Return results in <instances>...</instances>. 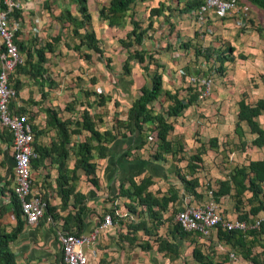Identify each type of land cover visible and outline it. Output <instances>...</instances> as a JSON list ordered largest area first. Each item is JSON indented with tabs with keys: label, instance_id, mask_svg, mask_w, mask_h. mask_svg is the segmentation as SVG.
<instances>
[{
	"label": "crops",
	"instance_id": "0c3cea01",
	"mask_svg": "<svg viewBox=\"0 0 264 264\" xmlns=\"http://www.w3.org/2000/svg\"><path fill=\"white\" fill-rule=\"evenodd\" d=\"M145 1L146 4H149L146 9L147 16L150 8L158 7L160 3L165 7L160 16L151 19L153 23L152 31L147 34L148 36H151V34H159V36L161 35L160 33L166 34L164 39L166 46L167 44L171 46L170 41H175V39L181 40L185 34H190L188 30L191 32L194 30L192 33L193 37L198 35L197 33H200V37L204 40L212 34L211 26H217L218 23L223 24L225 23L223 21L224 19H229L228 17L222 18L211 14L207 16L206 24L200 25L197 22L196 11L190 13L182 12L186 1L195 2L197 0H180L179 2L176 0H140V3L144 4ZM16 2L18 8L13 11L11 17L19 24V28L15 33L14 40L17 44H22L30 50L32 53V63L37 62L35 55V51L37 50L42 51L44 62L40 64L42 71L35 78L23 73H12L13 79L11 81L9 80L10 86L13 88L12 85L16 80L21 83V86L11 108L13 111H23L28 116L33 126L32 128L37 131L33 145L47 150L52 149L53 152L49 156L41 158L39 171L31 168L32 192L38 195L43 201H46L50 210L49 214L45 211L43 218L36 225L25 224L17 240L9 246L15 255L16 264H62L58 241L59 233H90L101 224L106 215L112 217V225L98 235L94 246L84 249L90 264H199L194 258V254L197 251H200L203 255L214 256L218 262L228 258V262L231 264H237L236 261L239 262L240 260L244 264H252L249 261H245L239 254L236 256L232 254V251H236L237 249L234 248L236 245L232 246L230 242L219 239L217 228L212 229L207 238L189 233L185 234L186 232H175L173 230L176 223L175 215L177 211L187 207H204L210 200L215 203L224 220L240 221L244 217H247V222L242 221L248 226L246 231L250 232L259 229L260 224L258 226L255 224L264 219V183L261 185L262 194L259 195V202L255 200L251 201V193L249 191H245L242 196H238L231 184L233 170L236 167L246 166L251 160L264 159V156H252L253 153L264 150V147L257 148L249 144V146L242 145L240 139L235 135L234 128L237 122L238 102L240 100L237 102L236 113L232 118L233 127L231 132L232 135L234 134L236 136L238 145H236V151H226L235 160V163H230L227 173L218 182L215 181L212 186L209 185L204 191L200 189L202 185L197 177L194 178H197L199 185L195 189L194 195L184 190L183 184L178 177L179 187H173L171 185L167 188L159 182V179H162L163 176H161L162 169L158 163L164 162H154L153 160L149 162L150 160H147L144 156H133V151L128 157L124 156L132 141V137H129L130 135L127 136L129 137L127 140L118 141L120 145L116 146L118 149L112 155H109L108 158L98 160L99 167L97 166L98 170H96L98 178L94 177L99 182L97 183V187H94L91 183L85 184L82 181L83 178L77 181L70 174L71 170L73 171L75 168L76 159L72 154L70 155L69 147L74 143L83 142L89 136V133L85 130H81L79 133L76 132L78 128L75 127V123L81 121V115H78V110L86 108L85 106L89 103L90 106L92 105L95 108V113L98 114L97 118L100 117L103 120L102 126L99 129L101 131H111L110 129L104 128L105 120L111 119V115H105L107 114L106 110H109L108 104L110 98L104 96L98 88L94 89L98 85L96 79H92L89 82L90 87L86 89L79 87L78 83H73L77 81V77L74 79L73 76L79 74V61L81 63H87L93 60L95 55L83 46V52L89 56H87V60L84 58L82 61L77 55V52L73 51V45L76 44V41L73 40L71 34L72 26H70L63 15L65 12H69L74 18H79L76 5L71 0H16ZM88 8L91 14V23L95 31L99 23V11L98 9L91 10L89 0ZM143 8L145 9V7ZM215 20L221 22L215 24L210 23ZM236 20H234L235 23ZM103 22V27L106 28L103 31L109 32L111 28L107 26L105 21ZM177 25H179V30L174 29ZM158 26H162L163 28L159 30ZM224 26L232 25L229 23ZM173 34L174 37L172 38ZM188 42L190 41H187L185 44L180 42L179 49L188 51L194 59V57L196 58V46ZM212 46V48L207 47L206 49L213 50L214 52L215 49L213 48L216 46ZM190 50L193 52H190ZM22 55L26 59L24 53ZM32 68H34L32 69L34 73L36 67L34 66ZM181 71H179V74ZM66 73L65 78H62ZM132 75L131 69L128 76L131 78V83L133 84ZM165 89L171 93L174 92L170 88ZM91 92L97 93V95H103L107 98V101L101 106H96L97 96ZM87 93H90L89 98L86 96ZM204 103V100L198 99L197 102H194L185 111L190 112V108H199ZM46 109L54 111L59 121H65L70 124L71 143L66 146L68 154L64 162V170L71 177L70 183L72 182V185L70 184V186L73 193L78 192L85 198L83 200L85 201V210L80 219L75 218L79 205H74L73 195L70 196L67 204L61 207V200L58 196L59 188L56 182L59 173V164L61 163L57 151H60L56 146L58 144L56 131L46 125L47 118L44 112ZM193 116L180 115L174 119V123H172L174 129L168 135V140L172 141L175 146L179 144L177 143V139L175 142L172 140V136L177 134L178 140L182 138V134L180 133L183 132L180 131L181 125L187 120L194 119ZM259 118L264 119V115H261ZM125 119L126 115H124L123 120ZM221 121L222 117H220L219 122L221 123ZM261 125H264V123ZM214 126L213 138L218 135L220 130V126ZM114 131H116L115 128ZM1 133L10 136L4 129H0ZM228 134L230 135V132ZM248 136L250 137V141L255 137L250 134ZM244 140L247 141V138L242 139V141ZM72 142L74 143L72 144ZM247 143L249 142L247 141ZM10 146L11 136L8 141H3L0 138L1 233H10L15 227V217L10 206L14 172ZM142 149L140 150L141 152ZM121 155L122 157L118 160ZM202 158L196 165H204ZM187 165L188 162L185 166ZM138 168H145V171L141 176L135 178V183L139 184L143 177L151 175L152 184L148 187L147 191L155 198L160 199L161 197H165L170 200L166 201L165 209L162 208L161 201L159 204L153 206L159 223L156 219L148 216L145 206L137 204L135 199L126 198L120 194V188L126 177ZM159 169L160 173H157L156 171ZM225 182L229 183L228 191L216 199L214 196L215 192L220 188L219 185ZM123 188H129V184L125 183ZM259 204L261 205L259 208L260 211L256 216H253L251 212L256 210ZM128 207H131V209ZM257 239L258 242H256ZM263 246L264 235L256 236L253 242H251L249 235L246 237L245 247L251 248L256 264H264V255H258L263 252ZM185 258L186 261H184Z\"/></svg>",
	"mask_w": 264,
	"mask_h": 264
},
{
	"label": "trees",
	"instance_id": "16d2710c",
	"mask_svg": "<svg viewBox=\"0 0 264 264\" xmlns=\"http://www.w3.org/2000/svg\"><path fill=\"white\" fill-rule=\"evenodd\" d=\"M136 1L137 0H108L107 5L103 6L98 12V20H100L101 22L105 21L107 23V26L111 29L124 27L127 23L126 14L129 11L130 6ZM176 1L179 2L180 0ZM246 1L249 2L251 5L257 7L262 12H264V0ZM71 2L76 5V11L79 18H74L69 12H65L63 16L69 22L70 26H72L71 34L73 40L78 41L77 45H73V51H78L84 46L89 51H92L94 54H98L99 56H101L103 54V51L99 45L100 41L97 38L91 23V14L88 8V0H71ZM202 3L203 0H197L195 2L186 1L185 7L182 9V12L190 13L192 11H196ZM1 8L2 5L0 4V9ZM164 8V5L160 3L158 7L149 9L147 16L149 21L147 22L146 28L138 30V22L132 21L131 23L133 28H131V31L127 35L129 43H134L136 44L135 46L138 47L142 46L145 39H147L148 31L152 28L153 23L151 19L153 17L160 16L164 11ZM14 43L18 49L19 54L24 53L26 59L22 55V64L18 65L13 72H15L16 74H27L28 76L30 75L33 78L39 76L40 72L42 71V67L40 64L44 62V55L42 51H35L37 62L32 63V53L30 52V50L24 47L22 44H17L15 40ZM0 49L3 48L0 47ZM140 50L141 49H136L133 55L127 53L125 64L123 66V70L126 73L125 76H128L131 72V66H129L130 61H135L141 65L144 64V62H147V64H149V59H151L152 56L150 55L151 57L147 59L144 53H142ZM224 52L225 53H223V56H220V53H214L213 50L195 47V54H197V56H203L205 64H212L211 58L213 55H215L214 60H216V63L218 62L220 67L222 66V68L225 63H231L234 60L233 47H227ZM87 56L89 55L85 54L82 59L85 58L87 60ZM34 66L36 67V71H34L33 73L32 69L34 68L32 67ZM141 68L144 71L148 70L147 65ZM12 73L9 76L10 81L13 79ZM149 78L150 87H146L145 85H143L140 88L138 96L133 99V101H131V104L126 111V119L124 121L116 122L117 126L114 127L116 129V133H114L112 130L101 131L99 128L96 127V123L101 122L102 119L100 117L97 118L98 114L96 113H89V108L93 107L92 105L90 106L89 103H87L86 108H84L82 113L80 114L81 121H77L75 123V127L78 128L76 129L77 133H79L81 130H85L89 133V136L83 142L74 144L72 143L73 145L70 146V148H72L77 157L74 169L82 168L89 182L94 187H97V181L94 179L93 176L95 171V163H92L90 160L92 153L96 154L97 159L108 158L109 155H112L113 152L117 151L118 147L116 146L120 145V142H118L120 140L125 141L129 137H132V141L130 142V145L125 153L126 155H124L128 157L132 151L141 150L152 139L155 145V152L151 156V160H153L154 162H166L167 157L169 156L171 158L176 159V156L182 150L181 145L175 146L172 141L168 140V135L174 129L172 120L179 117L185 110L191 107L194 102H197L199 93L194 87L190 86L187 81L191 93L188 95V98L182 99L180 97V91H174L173 93H171L163 87L162 75L159 72H154ZM12 86L15 91L16 97L21 83L16 80ZM93 94L97 96L96 106H101L107 101V98L103 95H97V93ZM86 96L87 98H89L90 93H87ZM163 96L165 100L169 101L170 103L172 102V106L167 109V115L154 113L149 107L152 102L158 100ZM13 101L14 99H12L10 102V109L12 111L13 109L11 107H13ZM44 112L46 113L47 118L46 125L56 131L58 138V144L56 146L57 148H59L60 151H57V154L61 160V163L59 164V173L56 182L59 188L58 196L61 200V207H64L69 201L70 196L73 195L74 205H79L75 218L80 219L82 213L85 210V201H83L85 200V198L78 192L73 193V190L69 185L71 177H69L66 170H64V162L68 154L66 146L71 143V132L69 131L70 124L66 123L65 121H59L56 117V113H54V111H51L50 109H46ZM14 113L19 115L24 114L23 111H14ZM90 115L93 117V119ZM261 115H264V98L258 99L254 104H248L243 100H240L238 102L237 122L235 124L234 131L235 135L240 139L242 145L249 144L250 146L257 148L264 147V125H261L259 122V117ZM144 126H146V129H144ZM150 129L153 132H148L149 135H147L146 133L147 131H150ZM121 130H123V132H121ZM32 133L34 144L36 135L34 134L33 128ZM246 133L255 136L251 141H249V143H247L246 140L242 141V139H245ZM153 134L154 137L152 138L151 135ZM128 135L130 136L127 137ZM0 138L3 141H8L10 139V136L8 134L1 133ZM216 142L217 140L215 138L209 139L210 150H216ZM32 146L36 157L31 159L30 164L31 168L37 170L40 166L41 158L47 157L53 152L52 149L47 150L39 146ZM201 146L203 145H200L199 147ZM207 150L208 149L203 146L202 149H197L195 156H191V158H189L187 165L189 171L193 172L198 168L196 164L200 162L201 157L206 153ZM121 157L122 155L118 158V160ZM144 171L145 168H138L130 175H128L122 183V186L120 188V194L122 196H125L126 198L135 199L137 201V204L145 206L146 213L148 214V216L158 221V217L156 215V211L153 209V206L159 204V202L161 201V206L163 209H165L166 201L170 200L166 199L165 197H161L160 199L155 198L150 192L147 191L148 187L152 184L151 175L143 177L140 180L139 184L135 183V178L141 176ZM177 177L183 184L184 190L194 195L195 189L199 185L197 178L191 176L190 179H187L185 176L180 175L178 173ZM125 183L129 184V188H123ZM262 183H264V159L253 161L251 160L246 166H242L239 168L236 167L233 170L231 184L233 185L238 196H242L245 191H249L251 193V201L255 200L259 202V195L262 194ZM219 187L220 188L215 192V194L213 192L216 199H218V197L222 196L228 191L229 183H221ZM10 200V206L15 217V227L10 233L0 232V264H16L15 255L11 251L9 246L17 240L19 234L22 232L25 225V220L21 215V207L19 200L13 192L10 195ZM44 202L46 203L45 211L49 214L50 207L46 201ZM260 206L261 205L259 204L257 209L251 212L253 216H256L258 214V212L260 211ZM128 208L131 209V207ZM240 221L247 222V217H244V219ZM216 228L218 229L219 239L225 240L226 242H230L232 246L236 245V247H234L237 248L236 251H232V254L234 256L239 254L245 261H249L252 264H256L255 257L254 255H252L251 252V248L245 247V240L248 235L251 237V242L255 241L256 236L264 235V219L260 222L258 230H252L250 232H242L235 230L227 231L225 229H222L221 226H217ZM173 230L175 232H183L177 223H175ZM189 234L198 235L195 233ZM256 242H258V239ZM167 251L169 250L167 249ZM258 255H264V250ZM194 258L199 264H231L228 262V258H225L218 262L215 260L214 256L203 255L200 251L195 252Z\"/></svg>",
	"mask_w": 264,
	"mask_h": 264
},
{
	"label": "rangeland",
	"instance_id": "374dc122",
	"mask_svg": "<svg viewBox=\"0 0 264 264\" xmlns=\"http://www.w3.org/2000/svg\"><path fill=\"white\" fill-rule=\"evenodd\" d=\"M106 1L108 2V0H89L91 10L98 9L99 11L103 5L107 4ZM237 5L238 13L230 15V17H228L229 19H224L223 21H225V23L223 24L218 23L217 26H211L212 34L204 40L200 37V33H197L198 35L193 37L192 33L194 30H192V32L188 30L190 34H185L181 40L175 39V41H170L171 46H168L169 44L166 46V41L164 42L166 34L160 33V36L159 34L147 36L143 45L138 47L135 46L136 44L134 43H129L127 35L131 31V28H133L132 21L138 22V30L146 28L147 22L149 21L146 9L149 4H146V1L142 4L140 0H137L130 6L126 14V25L120 27L119 30L118 28H112L109 32H104L103 30L106 29L103 27L104 22L98 20V32L97 30L95 31L104 55L99 56L95 54L93 57L94 59L87 63H81L77 59L79 61V74L73 76L74 79L77 77V81L73 83H78L79 87L86 89L90 87L89 82L92 79L97 80L98 85L97 87L95 86L94 89L98 88L102 91L104 96L110 98L108 104L109 110H106L107 114L105 115H111V119L105 120L104 128L110 129L114 133H116L114 131V127L117 126L116 122L124 121V115H126L128 106L131 101L138 96L140 88L143 85L150 87L149 77L154 72H159L162 75L164 88H170L172 91H180V97L182 99L188 98V95L191 93L187 83L188 77L207 76L212 79L211 92L207 99L204 100L205 103L199 108L192 107L190 108V112L185 111L181 114L194 115V119L187 120L181 125L180 131L183 132L180 133L182 134V138L178 140L177 134L172 136V140L175 142L177 139V143L181 145L182 150L176 156V159L169 156L166 162L158 163L162 169L161 176H163L162 179H159V182L167 188L171 185L173 187H179L177 173L188 179H190L191 176L197 177L201 182L202 186L200 189L202 191L209 187V185L212 186L215 181L218 182L229 170V164L235 163V160L232 159L226 151H236V145H238L236 136L231 134L233 127L232 118L236 113L237 102L243 100L248 104H254L258 99L264 98V12L251 5L246 0H237ZM143 7H145V9ZM242 12L247 14L245 27L237 26L234 22ZM10 19H12L11 16ZM217 22L221 21L215 20L210 23L215 24ZM229 23L232 26L223 27V25ZM158 28L161 30L163 27L158 26ZM174 29L179 30V25H177L176 28L174 27ZM151 31L152 29L148 31V34L151 33ZM173 37L174 34L172 38ZM187 41H190L193 46H200L201 49H206L207 47L212 48V45H215L216 47L213 48L215 49L214 53H220V56H223L227 47H233L234 60L231 63H225L222 68L218 62L216 63V60H214L215 55H213L211 58L212 64H205L203 56L194 57L193 59V56L188 51L179 49L180 42L185 44ZM77 43L78 41H76V45ZM136 49H141L140 51L144 53L147 59L151 56L153 58L151 57V59H149V64L144 62L142 65L135 61H130L129 66H131L133 73L132 79L134 81L132 84L131 78L125 76L126 73L123 70V66L127 53L133 55ZM83 51L82 48L78 51L75 50L80 59L85 56ZM190 52L193 51L190 50ZM20 54L22 57V53ZM145 65H147V71L141 68ZM181 70L184 72V75L181 73L179 74ZM66 75L67 73L64 74L62 78H65ZM170 106H172V102L170 103L165 100L164 96L149 105L154 113L162 115H167V109ZM82 111V108L79 109L78 115H80ZM88 111L93 114L96 110L92 107L89 108ZM99 115L101 114L99 113ZM220 117H222L221 123L219 122ZM209 118H211V120H209ZM102 122L103 120L97 122L96 127H101ZM259 122L261 124L264 123V119L259 118ZM214 125L220 126L219 133L215 136L217 139V149L208 151L210 150L209 139L214 137L212 134L215 128ZM144 129H146V126H144ZM151 129L147 131V135H149L148 132H153ZM229 132L230 135L228 134ZM34 134L36 135L37 131L34 130ZM151 137L153 138L154 134L151 135ZM245 137L249 142L250 137L248 134ZM82 139L84 140L83 137ZM200 145L208 149L207 153L202 156L204 165H197L199 168L191 172L185 165L191 156H195L197 149L203 148V146L199 147ZM154 152L155 145L154 141L151 139L143 147L142 152L140 150L133 151V154H131L133 156H144L147 160L151 161V156ZM71 154L77 159L72 148H70V155ZM252 156H264V150L255 152ZM90 160L92 163H95L93 176L97 177L96 170H98L97 166L99 167V159L96 158L95 153H92ZM94 160L96 161L94 162ZM38 169L37 171H39ZM156 172L160 173V169ZM70 174L76 178L77 181L83 178L82 181L85 182V184H90L82 168L73 169ZM70 184L72 185V182H69V185ZM184 261H186V258ZM236 263L244 264L242 260L239 262L236 261Z\"/></svg>",
	"mask_w": 264,
	"mask_h": 264
},
{
	"label": "built area",
	"instance_id": "2783aa9c",
	"mask_svg": "<svg viewBox=\"0 0 264 264\" xmlns=\"http://www.w3.org/2000/svg\"><path fill=\"white\" fill-rule=\"evenodd\" d=\"M0 129L11 136V156L14 163L12 192L17 197L21 207V215L26 225H36L43 218L46 203L31 188V159L36 155L33 149L32 126L27 115L15 114L10 109V102L15 99V91L10 86L9 76L22 64V57L14 43V36L19 24L10 19L13 11L18 8L16 0H0ZM238 13L236 0H203L195 15L200 24H206L207 16L230 17ZM247 14L240 13L236 25L245 27ZM181 74L184 73L181 71ZM188 83L199 93V100H205L210 95L212 79L210 77H188ZM175 222L186 233H195L207 238L212 229L221 226L227 231L245 232L248 226L242 221L224 220L215 203L209 201L204 207H187L177 211ZM260 221L256 222V226ZM112 225V217L106 215L90 233H59L63 264H90L85 248L92 247L98 235Z\"/></svg>",
	"mask_w": 264,
	"mask_h": 264
}]
</instances>
